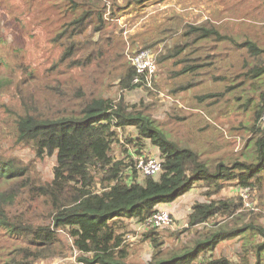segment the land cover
Wrapping results in <instances>:
<instances>
[{"label":"trees","instance_id":"trees-1","mask_svg":"<svg viewBox=\"0 0 264 264\" xmlns=\"http://www.w3.org/2000/svg\"><path fill=\"white\" fill-rule=\"evenodd\" d=\"M2 1L14 3L17 8L32 2ZM41 3L43 18L52 25V34L55 33L51 39L63 46L46 71L38 73L30 63L16 62L9 50L2 47L3 43L14 44L16 52L21 50L19 41L9 38L14 29H5L0 36V105L13 117L15 142L34 152L26 158L15 150L0 147V225L10 235L25 241L11 244L8 256H0V264H32L38 258L65 256L70 243L81 251L78 259L84 264H132L127 260L130 249L129 243L124 242L126 230L121 228L129 224L126 218L145 221L196 185L204 187L209 200H196L187 224L179 228L186 232L195 227L200 236L190 244L171 248L161 229L147 227L141 237L148 239L156 252L146 264H206V261L252 264L254 255L256 264H261L264 223L260 215L264 213L246 210L241 193L220 199L214 195L227 182H236L240 188L250 187L251 192L264 195V125L260 121L264 113V31L254 34L244 31L242 35L210 19L187 21L182 14H176L177 19L181 17V26L173 29L178 37L174 45L167 44L168 50L162 52L160 60L177 58L176 63L182 65L173 74L189 77L165 90L179 94L194 89L207 80L205 74L215 82L226 80V83L222 88L195 91L193 95L198 104L202 102V109L190 105L189 113L182 114L184 108L172 112L177 123L166 129L154 115V109L149 110V105L159 100L151 86L145 85L149 97L139 100L131 99L126 90L120 95L100 92L105 74L120 79L119 90H143L140 83H133L137 71L125 59L124 51H114L118 41L114 29L119 25L109 21L106 13L111 6L110 13L116 19L120 16L117 10L132 4L144 6L146 0ZM25 14L24 9L11 20L12 24L18 21L25 26ZM249 29L257 28L251 23ZM155 43L147 38L142 46ZM236 47L247 49L239 68L234 62L227 66L219 63L232 55ZM249 57L260 62L250 65ZM233 90L238 103H231L233 95L229 92ZM258 92L260 98L256 97ZM231 105L248 113L247 119L239 120V126L252 135L241 133L245 143L238 150L227 144L214 152L201 150L196 142L212 124L207 121L192 129L186 125L187 121L192 122L193 116L207 120L205 112L216 120L226 121L229 117L219 116L225 115ZM114 124L124 130L132 125L128 142L138 154L149 156L150 148L158 150L162 160L160 173L147 175L136 168V159L129 153L127 143L123 151L129 157L118 158L115 150L118 146L114 145L120 143L121 135ZM184 127L192 133L187 140L179 137ZM14 148L18 147L11 149ZM46 156L57 162L49 178L36 161ZM210 221L214 224L205 232L198 226ZM178 232L179 229L172 230ZM64 234L71 240L64 238ZM239 235L247 239L240 252L244 261L235 263L227 256L214 257L219 241ZM260 237L261 241H257ZM203 256L204 261L194 262Z\"/></svg>","mask_w":264,"mask_h":264},{"label":"rangeland","instance_id":"rangeland-1","mask_svg":"<svg viewBox=\"0 0 264 264\" xmlns=\"http://www.w3.org/2000/svg\"><path fill=\"white\" fill-rule=\"evenodd\" d=\"M42 1L43 0H32V2L29 3L30 5L23 3L17 8L14 7V3L8 5V3L0 0V36L4 34L5 29H14L10 32L9 38L11 40H18L21 50L16 52L14 44L6 45L3 43L2 47L9 50V55L14 57L16 62L23 65H28L30 63L38 73L46 71V68L58 57L63 48L62 45L51 39L55 33L52 34V25L48 23V20L43 18L45 13L43 9H40V6L43 7ZM118 1L122 2L124 0ZM146 2L147 4L144 6L132 4L128 8L121 9L123 11L117 10L120 12V16L116 19L112 18V14L109 13V8L111 9V6H108L106 18L112 23H117L119 25L118 29H114L116 39L118 40L117 47L114 51H124L126 56L125 59H129L130 63H132L131 55L139 50L151 48L155 52L158 61V75L150 88L158 93L156 95L159 97V100L158 103H155L153 106L149 105V110L154 109V115L158 117L161 125L166 129H170L177 123L176 117L174 118L171 116L172 112H180L182 108H184L182 111V114H184L189 113L188 109L190 105H197L199 106L198 109L202 107V102L198 104L197 99H195L193 95L196 90L191 89L182 91L179 94H171L165 90V88L168 89V86L169 88L174 87L175 82L180 81L184 77L183 75L176 76L173 74L174 70L182 65V62L176 63L177 58L169 57V59L160 60L162 52L168 50L167 44L171 46L174 45L178 37V32L173 31V29H177L181 26V17L177 19L175 15L180 13L185 20L195 22L210 19L219 25H227L233 32L242 35L245 34L244 31L250 34H254L256 31H261L262 33V31H264V0H162L158 2L146 0ZM109 4L110 2H108V5ZM24 9L26 10V14L24 15L26 17L25 26L22 25V22L18 21L12 24L11 20H15L17 17L16 15L24 11ZM9 12L13 13V15H9ZM69 15H71V13H69ZM251 23L255 24L257 29H249ZM121 27L123 29H121ZM262 36H264V33ZM147 38L156 43L151 46L143 47L144 40ZM234 49H236V51L232 55L225 60L222 59L219 63L224 62L225 66H227L234 62L236 67L239 68V64L243 63L244 55L247 54V49L239 50L238 47ZM240 55H242V57ZM249 60L248 63L250 65H255L260 62L259 59L254 57H249ZM2 67L3 66H1V68ZM114 77L115 76L111 74H105V79L104 76L102 77L104 80L100 86L101 93L120 95L126 90L127 95L134 100H139L141 97H149L147 86H141L143 90L127 91L128 88L119 90L120 79H114ZM204 77L207 80L204 81L200 89L222 88L226 83V80L215 82L207 74H205ZM159 84L161 86H159ZM234 91L235 90L229 92V95H233L231 103H238L234 97ZM241 99H243V97ZM10 102L14 103L15 100ZM175 104H177V106ZM205 116L207 120L202 117L195 118L193 116L192 122L187 121L186 124L192 129H195L197 125H201L207 121L212 124L209 128L204 129L202 136H200L196 142V145L199 146L201 150L214 152L225 144L232 145L235 147V150H238L242 148L245 143L242 136L248 137L252 135L251 132H245L244 128L239 126V120L247 119L249 117L248 113L241 112V110L235 108L234 105L228 107L225 115L222 114L219 116L220 119L224 118V116L229 117L226 121L216 120L214 115L208 114L207 112H205ZM118 126L119 125L114 124V128L119 132V135H121V146L119 142L114 145V147L118 146V149H115L118 158L129 157L127 153L123 151L125 147L123 146L124 143H127L129 146V153H132L133 156L140 155L136 152L134 145L128 142V134L133 130L132 125L127 126L125 130L123 127ZM182 132V135L179 136L181 139L187 140L188 137L190 138L192 136V133H188L186 127L183 128ZM15 138L16 134L13 117L5 109L4 105H0V147L6 151L15 150V153L21 154L26 158L32 157L34 152L30 150L28 146L20 145V143L17 144ZM228 141L230 142L227 143ZM13 146L18 148L11 149ZM150 146L151 145H148V148ZM147 155L158 156V150L150 148ZM36 161L45 177L49 178L53 176L54 166L57 163L53 157L46 156L45 158H37ZM227 183H231L232 185L228 184L226 186L225 184L227 189L224 190L223 188L220 192L215 194L214 196L216 198L220 199L232 195H239L238 193L241 192L239 185L236 182ZM204 190L203 186L196 185L193 197L198 196L200 200H209ZM188 193L189 192L181 197L180 200L187 197ZM255 194H257V196ZM258 194L257 192H250L247 198L248 202L243 197L244 208L246 210L249 211L252 209L256 212L261 211L264 213V195L261 196ZM260 218L262 223H264V214L260 215ZM135 220L136 219L130 217L126 218L125 221L129 224L126 227H121L126 230L124 242L129 243L130 253L127 256V260L132 264H146L153 258L156 248L152 247L148 239L145 240L141 237L146 228L138 229L139 225ZM187 221L186 218L181 223L174 224V226L159 228L162 231V235H165L163 237L167 240L166 244L169 245V247L172 248L170 244L172 239L174 242L180 240L179 244L181 241H186L190 244L191 241L196 240V238L200 236L198 234L199 231L190 230L185 233L181 228L177 227L181 225V227L184 228ZM213 222L214 221H210L208 224L202 223L199 224V226L203 227L202 229L205 232L213 226ZM175 229H179V232L172 233V230L174 231ZM68 236L69 235L64 234V238L71 240ZM249 239L253 240V237L250 236ZM245 240L247 239L239 235L219 241L215 248L214 257L227 256L235 263L244 261L240 252L243 251ZM257 241H261V237L257 239ZM21 242L25 243L24 239L15 235H10L6 231V228L0 225V256L6 258L9 250L12 248L11 244H20ZM79 254H81V251L70 243L67 246V253L65 256L38 258L34 260L32 264H84L82 260L78 259ZM251 263H257V257L255 255L252 256ZM206 264H208V261ZM261 264H264V259L261 261Z\"/></svg>","mask_w":264,"mask_h":264},{"label":"built area","instance_id":"built-area-1","mask_svg":"<svg viewBox=\"0 0 264 264\" xmlns=\"http://www.w3.org/2000/svg\"><path fill=\"white\" fill-rule=\"evenodd\" d=\"M131 62L135 66L137 74L133 78L135 84L142 86H152L154 77L158 75V61L155 52L151 48H145L131 55ZM264 125V113L260 119ZM119 127V126H118ZM136 159V168L147 175L159 173L162 170V160L158 156H134ZM251 192L250 187L241 188V194L248 202L247 198ZM251 203V202H250ZM173 224L171 211L167 208H161L152 216H149L142 224V227L170 226Z\"/></svg>","mask_w":264,"mask_h":264},{"label":"crops","instance_id":"crops-1","mask_svg":"<svg viewBox=\"0 0 264 264\" xmlns=\"http://www.w3.org/2000/svg\"><path fill=\"white\" fill-rule=\"evenodd\" d=\"M181 67V66H180ZM179 67V68H180ZM178 68V69H179ZM176 76H179V75H176ZM186 77H189V76H185V77H183V79H185ZM183 79H181L180 81H182ZM176 82H179V81H176ZM175 82V83H176ZM204 84V83H203ZM203 84H200V85H198V86H196V88H194V89H192V90H196L197 91V93H201V92H203L205 89H208V88H205V89H200L202 86H203ZM258 95V96H257ZM199 97H200V95H197V98L199 99ZM256 97L257 98H260V96H259V92L256 94ZM195 99H196V97H195ZM203 107V106H202ZM202 108H200L199 110H201ZM228 184H231V183H226V186L228 185ZM232 185V184H231ZM235 185H237V184H235ZM224 187V190L225 189H227V187ZM239 188H240V186H239ZM194 189L195 188H193L189 193H188V196L187 197H184L183 199H181L180 200V198L179 199H177V200H175L171 205H169V204H166L165 205V207L166 208H168V209H170L171 211H172V213H173V216H174V219H175V224L176 223H181L182 221H184L186 218H187V220H188V218H189V214H190V211L192 210V205H193V203L196 201V200H200L199 198H198V196H196V197H193V193H194ZM188 222V221H187ZM202 224V223H201ZM179 226H181V225H178L177 227H179ZM199 226V225H198ZM191 230H195V227H192V229ZM190 231V230H189ZM186 233V232H185ZM163 236H165V235H162V237ZM172 242L170 243L171 244V246H174V245H180V246H182L183 244H185V243H187L186 241H181V243L179 244V242H180V240H177L176 242H174V240L172 239L171 240ZM205 256V255H204ZM204 256H203V258L202 259H196V260H194V262H196V263H199L200 261H204L206 258H204ZM207 262V261H206Z\"/></svg>","mask_w":264,"mask_h":264},{"label":"clouds","instance_id":"clouds-1","mask_svg":"<svg viewBox=\"0 0 264 264\" xmlns=\"http://www.w3.org/2000/svg\"><path fill=\"white\" fill-rule=\"evenodd\" d=\"M110 7V6H109ZM109 10H110V8H109ZM109 13H110V11H109ZM106 16H107V14H106ZM117 18H119V17H117ZM114 19V18H113ZM135 156V155H134ZM164 208H166V207H164ZM168 209V208H167ZM170 210V209H169ZM171 211V210H170ZM171 214H172V217H173V224L172 225H170V226H174V224H175V222H174V216H173V213H172V211H171ZM146 221V220H145ZM145 221H142V222H139L138 221V225H139V227H138V229H143V228H147V227H142V224L145 222ZM205 223V222H204ZM203 223V224H204ZM158 228H163V227H168V226H157Z\"/></svg>","mask_w":264,"mask_h":264}]
</instances>
